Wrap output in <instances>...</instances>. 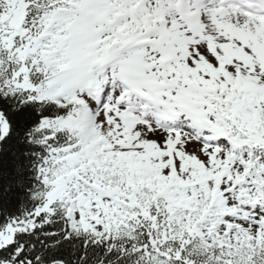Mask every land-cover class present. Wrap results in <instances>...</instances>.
I'll return each mask as SVG.
<instances>
[{
	"label": "snow or ice",
	"instance_id": "6c2138e0",
	"mask_svg": "<svg viewBox=\"0 0 264 264\" xmlns=\"http://www.w3.org/2000/svg\"><path fill=\"white\" fill-rule=\"evenodd\" d=\"M0 264H264V0H0Z\"/></svg>",
	"mask_w": 264,
	"mask_h": 264
}]
</instances>
